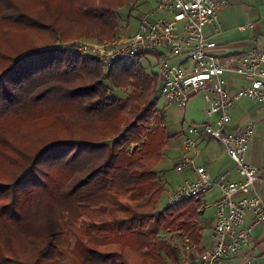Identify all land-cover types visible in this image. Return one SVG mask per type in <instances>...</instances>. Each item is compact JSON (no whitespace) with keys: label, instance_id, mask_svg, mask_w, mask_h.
Segmentation results:
<instances>
[{"label":"trees","instance_id":"16d2710c","mask_svg":"<svg viewBox=\"0 0 264 264\" xmlns=\"http://www.w3.org/2000/svg\"><path fill=\"white\" fill-rule=\"evenodd\" d=\"M128 3L0 0V226L24 222L22 203L35 190L61 185L71 197L103 182L79 199L73 223L61 212V232L48 227L28 262L0 248V264H174L180 251L161 232L200 240V199L158 209L166 190L157 166L176 134L162 123L156 74L136 60L105 67L60 47L113 38ZM70 116L82 121L77 132Z\"/></svg>","mask_w":264,"mask_h":264},{"label":"built area","instance_id":"2783aa9c","mask_svg":"<svg viewBox=\"0 0 264 264\" xmlns=\"http://www.w3.org/2000/svg\"><path fill=\"white\" fill-rule=\"evenodd\" d=\"M150 1L136 0L144 7ZM228 3L229 0H155L139 16L136 32L125 39L97 43L75 40L60 46L70 47L73 54L106 67L115 62L153 59L158 68V94L168 105L185 109L198 95L206 102L207 121L192 124L183 144L184 151L194 155L184 156L175 167L177 172L188 171L191 178L169 194L167 205L198 200L217 189L220 194L212 203V246L201 253L186 251L174 264H222L248 242L253 227L264 226V193L256 190L257 170L245 158L255 137L254 126L227 129L230 112L240 100L264 104V51L250 49L239 56L221 58L214 53L217 44L204 34L208 26L218 33L217 11ZM250 27V23H243L237 29L245 31ZM241 82L244 84L238 86ZM201 136L224 147L238 180L231 181L226 173L213 179L204 166L196 164L197 138ZM261 149L264 158V138ZM248 215H252V222L244 226Z\"/></svg>","mask_w":264,"mask_h":264},{"label":"crops","instance_id":"0c3cea01","mask_svg":"<svg viewBox=\"0 0 264 264\" xmlns=\"http://www.w3.org/2000/svg\"><path fill=\"white\" fill-rule=\"evenodd\" d=\"M154 1L149 2L150 7L154 5ZM233 6H235V10H233ZM243 23H250L251 27L245 31H239L237 27ZM216 25L219 29L217 34L213 33L211 26L204 28V34L217 44V48L214 51L217 56L221 58L235 57L250 49L264 51V0H229L226 7L217 11ZM226 78L230 80V76L227 75ZM242 84L244 83L241 82L238 86ZM248 124H253L255 137L245 158L257 170L256 190L264 193V158L261 149V140L264 138V104H258L250 99L240 100L236 104L235 108L230 112V122L227 129L236 131ZM169 143L166 146L167 150ZM197 143L200 147L196 158L197 163L204 166L213 179L218 177L220 173H226L231 181L238 180L237 172L221 144L204 136L198 137ZM213 143L220 145L223 150L217 149ZM181 157L182 155H180L178 160ZM161 176L160 180H163L166 190L168 182L164 173ZM188 176L191 177L190 174ZM185 180H187L186 175L182 176L178 185ZM213 190L210 193L215 196L210 198L212 199L211 202L207 204L205 196L200 199L202 206L199 209L200 218L197 224L200 229L198 244L189 243L182 233L171 234L167 232L171 239L167 243L179 249L181 258L186 251L201 253L212 246V235L215 225L212 203L220 194L217 189ZM209 209L211 214L208 216L206 215V210L208 211ZM251 222L252 215L246 216L244 226L250 225ZM222 264H264V226L257 225L253 227L248 242L242 246L238 253L228 257Z\"/></svg>","mask_w":264,"mask_h":264},{"label":"rangeland","instance_id":"374dc122","mask_svg":"<svg viewBox=\"0 0 264 264\" xmlns=\"http://www.w3.org/2000/svg\"><path fill=\"white\" fill-rule=\"evenodd\" d=\"M147 6L150 8V5ZM233 10H235V6H233ZM145 12L146 10L143 5H138L136 0H129L128 5L118 12L119 28L116 35L109 40H121L133 35L137 29L139 16ZM76 40H89L93 43L98 42V40L93 37H82ZM148 60L149 61H142L143 66L146 68L147 72L156 74L158 68L154 60ZM106 85L108 84L106 83ZM125 96L126 92L119 90H113V92L110 93V97L112 98H125ZM154 99L160 111V115L164 118L162 123L164 124L166 134H176L174 138L168 141L170 142L168 144V150L165 148L162 160L157 166L160 178L162 177L161 174L164 173L165 179L168 182L166 191L159 203L158 209L160 210L167 205V197L179 186L178 184L181 182L182 176L186 175V179L191 178L188 176V171L178 173L175 167L184 156L194 155V152L186 153L183 144L187 136V130L192 124H200L207 121L205 116L207 104L200 95L192 98L185 109H180L176 105H168L167 102L157 94L154 96ZM69 118L73 131L77 132L81 129L83 126L81 119L76 116H70ZM162 123L161 127H163ZM159 125V123H156L150 128L153 130ZM213 144L217 149L223 150L220 145L216 143ZM136 147V144H132L127 150L132 152ZM198 149L200 150L199 145ZM180 155H182V157L178 160ZM196 164L198 165L197 159ZM161 182H163V180H161ZM102 185L103 182L95 183L71 197L59 192V189L62 187L61 185L58 188L51 187L46 191L35 190L31 192L24 198L22 203L25 218L24 222L21 224H9L5 228L0 226V248L7 256H15L21 261L28 262L36 248L43 242L48 227H51L55 232H61V225L58 220L61 212H66L68 222L73 223L80 213L79 199L94 192ZM176 185L178 186L175 187ZM212 196L215 195L210 192L205 195L207 204L211 202L212 199L210 198ZM210 214L211 210H206V215L209 216ZM169 237L170 235L167 232H161L159 234L160 242L167 243L171 241ZM99 240L98 238H94L93 241L99 242Z\"/></svg>","mask_w":264,"mask_h":264}]
</instances>
